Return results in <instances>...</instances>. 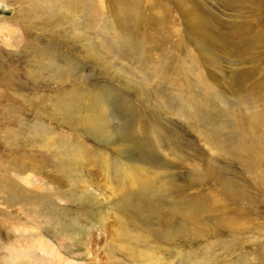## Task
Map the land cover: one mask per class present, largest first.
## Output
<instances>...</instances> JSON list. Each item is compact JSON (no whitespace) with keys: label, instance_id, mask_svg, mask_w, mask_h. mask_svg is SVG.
I'll list each match as a JSON object with an SVG mask.
<instances>
[{"label":"rangeland","instance_id":"374dc122","mask_svg":"<svg viewBox=\"0 0 264 264\" xmlns=\"http://www.w3.org/2000/svg\"><path fill=\"white\" fill-rule=\"evenodd\" d=\"M0 264H264V0H0Z\"/></svg>","mask_w":264,"mask_h":264},{"label":"bare ground","instance_id":"6f19581e","mask_svg":"<svg viewBox=\"0 0 264 264\" xmlns=\"http://www.w3.org/2000/svg\"><path fill=\"white\" fill-rule=\"evenodd\" d=\"M41 246V245H40ZM46 247V246H45Z\"/></svg>","mask_w":264,"mask_h":264}]
</instances>
